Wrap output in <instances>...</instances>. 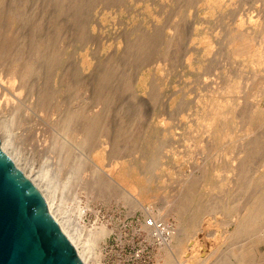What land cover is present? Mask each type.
Listing matches in <instances>:
<instances>
[{
  "label": "rangeland",
  "instance_id": "374dc122",
  "mask_svg": "<svg viewBox=\"0 0 264 264\" xmlns=\"http://www.w3.org/2000/svg\"><path fill=\"white\" fill-rule=\"evenodd\" d=\"M3 1L0 116L13 109L21 157L8 150L86 263L162 264L199 211V258L229 245L222 259L264 264V213L246 214L264 197V0Z\"/></svg>",
  "mask_w": 264,
  "mask_h": 264
},
{
  "label": "water",
  "instance_id": "95a60500",
  "mask_svg": "<svg viewBox=\"0 0 264 264\" xmlns=\"http://www.w3.org/2000/svg\"><path fill=\"white\" fill-rule=\"evenodd\" d=\"M0 264H86L1 137Z\"/></svg>",
  "mask_w": 264,
  "mask_h": 264
},
{
  "label": "bare ground",
  "instance_id": "6f19581e",
  "mask_svg": "<svg viewBox=\"0 0 264 264\" xmlns=\"http://www.w3.org/2000/svg\"><path fill=\"white\" fill-rule=\"evenodd\" d=\"M2 5H4V7H2ZM4 9V11H3V9ZM11 11V10H10ZM9 11V12H10ZM6 11H5V4H4V1L3 0H0V15H5L4 13H5ZM6 13H8V12H6ZM10 13H12V15H13V12H10ZM15 13V12H14ZM16 14V15H15ZM14 15L16 16V18H17V20H19V18H20V14H18V12L17 13H15ZM6 17H7V15H6ZM2 18H0V41L3 39V34L1 33V31L2 32H4L2 29H5L6 27L4 26L3 27V25H2V20H1ZM4 21H6L7 22V20H4ZM6 25H8V24H6ZM2 34V35H1ZM5 34V33H4ZM2 44V43H1ZM5 44V43H4ZM5 46H6V44H5ZM0 47H1V45H0ZM7 47V46H6ZM4 49L6 50V51H8L5 47H4ZM3 49V50H4ZM4 50V51H5ZM2 51V50H1ZM3 51V52H4ZM7 53V52H6ZM5 54V53H4ZM11 71V74H12V77H15V76H17V74H18V71H17V68H13V69H11L10 70ZM17 78V77H16ZM16 80V79H15ZM11 99V98H10ZM9 100V99H8ZM13 100V99H12ZM262 100H264V99H262ZM14 101V100H13ZM16 101V100H15ZM15 101H14V103H15ZM259 101V100H258ZM12 102V101H11ZM260 102V101H259ZM8 102H6V104H7ZM13 103V102H12ZM10 104V103H9ZM11 106H12V104H11ZM13 106H15V105H13ZM254 106V105H253ZM11 108V107H10ZM15 108V107H14ZM253 109H257V110H261L260 109V106L258 105V106H256V107H254ZM10 112L9 113H5L6 115H4V116H0V137H1V143H2V146H3V148L10 154V150H8V148L10 147V148H12L14 151H16V152H18V150H19V142H16L15 141V137L13 136V134H12V131H11V123H12V121L14 120V111H13V109H11V110H9ZM249 112V111H248ZM251 112L252 113H254V111H252L251 110ZM248 113H246L245 115H247ZM251 115V114H250ZM253 115V114H252ZM252 115H251V117H252ZM247 117H249L250 118V116L249 115H247ZM246 118V117H245ZM248 118V120L247 121H249V126H250V121L252 120V119H254L255 117H252V118H250L249 119ZM248 134V133H247ZM260 138V137H259ZM264 141V140H263ZM262 141V142H263ZM256 146H257V144H256ZM262 146H264V145H262ZM246 149V148H245ZM250 151V150H249ZM252 151H250L249 153H251ZM253 154V153H252ZM11 156H12V158L15 160V162H16V164L26 173V175L27 176H29L36 184H37V186L40 188V190L42 191V193H43V195H44V197H45V199L47 200V203H48V206H49V209H50V211H51V213L55 216V218L57 219V221L59 222V224L61 225V227H62V229L64 230V232L69 236V238L71 239V241L73 242V244L75 245V247L77 248V251L79 252V254H80V256L83 258V260L85 261V263L88 261V258H89V250H88V242H87V240H85L84 239V236H78V234H77V236H73V234L71 233V231L69 230V229H67L64 225H63V223H62V221H61V219L59 218V216L57 215V212L55 211V208L56 209H58L59 211H61V207H60V205H59V203H58V201L56 200V197H55V195L53 194L52 196V198H49V196H47L46 194H45V192H43V190H42V188H41V186L39 185V183L37 182V179H36V177L34 176V175H31L30 174V172H27L20 164H19V162H18V160H17V158L16 157H14L13 156V153L12 154H10ZM18 155L21 157V152H18ZM255 155V154H254ZM257 181V180H256ZM239 183V182H238ZM257 189V188H256ZM256 189H254V191L256 190ZM259 189V188H258ZM50 193L52 194V193H54L53 192V190L52 189H50ZM129 193V195L127 194V193H123L122 195H121V198L122 199H124V201H129L130 203H131V205H132V207H133V204H135L136 205V201H137V199L139 198V197H135V196H137L136 194H132L131 192H128ZM135 195V196H134ZM264 195V194H263ZM132 196H134V197H132ZM190 199V198H189ZM200 199V198H199ZM141 201H142V199H140ZM208 200V199H207ZM128 202V203H129ZM140 202V201H139ZM192 203V202H191ZM196 203V202H195ZM212 203V202H211ZM197 204V203H196ZM208 204V203H207ZM134 205V206H135ZM212 205V204H211ZM138 206H140V205H136V207H138ZM217 206H220V205H217ZM222 206V205H221ZM186 207V206H185ZM214 207H216V206H214ZM241 207V206H240ZM181 209V208H180ZM206 209V208H205ZM221 209V208H220ZM236 209V208H235ZM223 211V210H222ZM216 212H218V211H216ZM219 212H220V210H219ZM247 212L248 213H246V214H248L250 217L252 216L253 218H255L256 216H258V214H262V213H264V197L262 196V192H255V193H253L252 194V196L250 197V199H249V201H248V204H247ZM210 213V212H209ZM211 214H213V213H211ZM206 216V213L205 214H203V213H200L199 211H198V213L197 214H195L192 218H193V220H192V224H190L189 226H190V229H189V232H188V234H187V237H181L180 239H179V243H178V245L177 246H175V248H174V246H171V247H173L174 248V250H175V252H176V254H174V255H171L170 253H165V251H164V256H165V262L164 263H162V264H195L196 262H195V257L200 261V262H198L197 264H207V263H211V264H245V253L243 252L244 250H242L243 248H240V252L238 253V255H236V257H230L228 254V256L227 257H225L224 255V258L222 259V256L220 257L219 255L222 253V252H224L225 253V250H227L226 249V247H229L228 249L230 250V246L229 245H227L228 244V241L226 242L227 244V246L224 248L225 250H221V251H219V252H221V253H219V255H218V250H217V248H216V250H212L209 254H208V256H206V258H199L200 256V249L202 248H200V244H197L196 246H190L189 245V243H190V240L192 239V237L193 236H195V235H197L198 234V232L202 229V224H203V221H204V217ZM209 216V215H208ZM214 216H215V213H214ZM214 216H212L213 218H215ZM253 218H251V219H253ZM234 219V218H233ZM238 219V218H237ZM245 219V218H244ZM243 219V220H244ZM235 220V219H234ZM239 220V219H238ZM241 220H242V218H241ZM255 220V219H254ZM236 221V220H235ZM261 221V220H260ZM227 222V221H226ZM241 223H242V221H240ZM252 222V221H251ZM249 223H250V220H249ZM237 226L235 227V229L234 230H232V231H230V233H232V237H233V233L234 232H238V230H239V228L241 227L240 226V224L238 223V221H237ZM252 225V224H251ZM227 227V226H226ZM244 229V228H243ZM257 229V228H256ZM255 229V230H256ZM242 231V230H241ZM241 231H239V232H241ZM250 231V230H249ZM96 233L94 234L93 233V238H94V240H100V239H103L108 233H107V231L104 229V228H101V229H98L97 231H95ZM210 232H212V231H209V233ZM227 232H229V231H227ZM238 234V233H237ZM228 236H229V234H227ZM239 236V235H238ZM264 236V235H263ZM91 237V238H92ZM231 237V236H230ZM246 237V236H245ZM235 239V238H234ZM239 239V238H238ZM240 240H241V238H240ZM239 240V241H240ZM167 242V244L169 243V240L168 241H166ZM235 242V241H234ZM241 242V241H240ZM164 244V243H163ZM166 244V243H165ZM164 244V245H165ZM236 244V243H235ZM239 244V243H238ZM169 245H171L170 243H169ZM220 246H222V245H220ZM240 246V245H239ZM238 246V247H239ZM166 248V247H165ZM172 248V249H173ZM164 249V248H163ZM171 249V250H172ZM166 250V249H165ZM229 250H228V252H229ZM167 251V250H166ZM188 251H191V255L190 256H188L186 259H184V255H186L187 254V252ZM171 252H173V251H171ZM230 253V252H229ZM219 256L220 258L219 259H217V261L216 262H214L213 261V263L211 262L212 261V259H213V257L215 256L216 258H217V256ZM215 258V259H216ZM214 259V260H215ZM87 264V263H86Z\"/></svg>",
  "mask_w": 264,
  "mask_h": 264
}]
</instances>
